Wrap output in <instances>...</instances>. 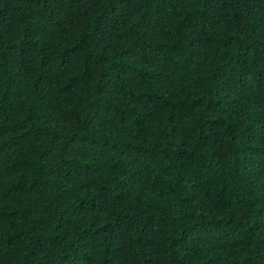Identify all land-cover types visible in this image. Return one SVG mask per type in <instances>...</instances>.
<instances>
[{
    "label": "trees",
    "instance_id": "16d2710c",
    "mask_svg": "<svg viewBox=\"0 0 264 264\" xmlns=\"http://www.w3.org/2000/svg\"><path fill=\"white\" fill-rule=\"evenodd\" d=\"M0 264H264V0H0Z\"/></svg>",
    "mask_w": 264,
    "mask_h": 264
}]
</instances>
